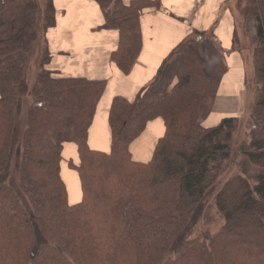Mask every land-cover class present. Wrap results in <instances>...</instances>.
Wrapping results in <instances>:
<instances>
[{
	"label": "trees",
	"instance_id": "1",
	"mask_svg": "<svg viewBox=\"0 0 264 264\" xmlns=\"http://www.w3.org/2000/svg\"><path fill=\"white\" fill-rule=\"evenodd\" d=\"M94 1L99 28L118 32L110 59L128 75L141 50L140 13L159 0ZM236 4L243 31L249 20L255 26L256 88L253 124L232 160L238 116L203 125L220 84L192 48L204 33L180 41L132 100L112 98L110 149L101 152L89 148L87 133L105 81L51 69L53 0L44 11L36 0H0V264H264V0ZM236 35L235 27L233 47ZM174 54L176 82L152 90ZM156 118L165 131L151 159L133 161L129 145ZM66 142L79 159L69 162L82 193L76 204L60 176ZM211 207L224 223L214 235L198 233Z\"/></svg>",
	"mask_w": 264,
	"mask_h": 264
},
{
	"label": "crops",
	"instance_id": "2",
	"mask_svg": "<svg viewBox=\"0 0 264 264\" xmlns=\"http://www.w3.org/2000/svg\"><path fill=\"white\" fill-rule=\"evenodd\" d=\"M71 1H54L57 12L56 26L53 28V35L47 36L51 55L50 67L65 76L105 81L104 91L96 105L87 133V144L91 150L109 152L108 111L112 98L121 95L132 100L142 87L149 85L153 80L171 50L192 31L204 33L205 41H202V38L199 43L192 45V48L201 60L205 73L215 78L216 75L211 74L215 68L221 71L222 76L217 78L220 84L212 111L223 90L222 77L226 84L231 85L236 77L234 74L233 80L232 75L227 77L231 72L230 68L235 67L238 72L243 63L241 58L236 56L240 53L232 44L235 26L230 12L223 8L227 0H196L189 10L181 7L182 0H159L158 7L143 9L139 16L141 50L128 75L121 73L110 59L112 51L117 47L118 32L99 28L103 18L97 3L94 0H82L84 7L80 13L83 17L77 18L75 15L74 19L66 21L65 16L71 10ZM122 1L127 5L132 0ZM75 26L76 29L72 30ZM179 63L180 56L172 55L164 63L152 90H169L176 82ZM228 97L235 100L237 96L231 94ZM233 108L225 105L223 109H218L214 117L210 113L208 118L212 116L207 118L203 125H216L225 116L235 114ZM164 131L165 127L160 118L149 121L141 134L129 145L132 160L148 162ZM69 162L75 165L79 163L77 147L73 142L63 143L60 176L66 186L68 203L76 204L80 202L82 193L77 172L69 166Z\"/></svg>",
	"mask_w": 264,
	"mask_h": 264
},
{
	"label": "rangeland",
	"instance_id": "3",
	"mask_svg": "<svg viewBox=\"0 0 264 264\" xmlns=\"http://www.w3.org/2000/svg\"><path fill=\"white\" fill-rule=\"evenodd\" d=\"M46 1L47 0H36V2L39 4L40 7L39 10H43V11L45 10ZM54 1L55 0H53V2ZM223 8L225 11L230 12L231 17L234 20V26L237 28V35L235 37V41L237 45L234 48L239 51L241 56L238 54H236V56L239 59L241 58V62L243 61V63L238 68V72L236 71L237 69L235 67L230 68L231 72L228 74L227 77L229 78L232 75V80L234 75L236 77L233 83L231 82V85L226 84V81H224L222 77L221 89L223 90L219 94V98L217 99L218 102L211 113L213 114L214 117L216 116L218 109L220 108L223 109L225 105L234 107L232 111H234L235 114L231 111L233 114L229 115V116H238L237 128L232 132V138L234 143V147H233L234 153H232V160H233L236 158L235 151L238 147L237 144L239 145V143L247 137L249 128L253 124L250 116V110H251L250 107L255 96V88H256V84L254 83V74L256 70L255 62H254V48L256 47V42H254V38L252 37L255 31V26L253 20H249L247 22V26L249 23H252L253 29L248 30V28H246L245 30L246 32L243 31L241 25L244 19L239 13L240 9L236 4V0H230L226 5H224ZM226 15L229 16L228 13H226ZM56 20H57V16L55 18V23L51 27L47 28V30L45 31L46 38L48 36L49 30L53 29L56 26ZM202 41H205V37H203ZM39 44L40 41L37 42V45ZM36 55L31 60H29L28 72L31 75V79L33 78L34 60L36 59ZM220 73L221 71L219 69L216 70L215 68L214 72H212L211 74H215L216 75L215 78H220L222 76ZM231 94L237 96L235 100L232 97H228ZM223 103H225V105ZM229 168L230 171L233 172L237 171L236 166H234L232 162L229 163ZM210 215L211 216L209 218L201 219L198 221L197 224V230H199L197 231L198 233L204 230H208L209 233L214 235L223 225L224 223L223 219L216 212L214 207L210 208Z\"/></svg>",
	"mask_w": 264,
	"mask_h": 264
},
{
	"label": "bare ground",
	"instance_id": "4",
	"mask_svg": "<svg viewBox=\"0 0 264 264\" xmlns=\"http://www.w3.org/2000/svg\"><path fill=\"white\" fill-rule=\"evenodd\" d=\"M62 1H71V0H62ZM196 0H182V8L184 10H189L190 6L195 2ZM73 6V7H72ZM82 7H84L83 5V1H76V0H72L71 4H70V8L71 10L68 11V15L65 16V20H72L74 19L75 15H77V18H81L83 17V15L80 13ZM248 30H252L253 29V24L249 23L247 26ZM76 26L72 28V30H75ZM54 30L50 29L49 33L50 35H53ZM211 68H213V65H211ZM216 106V105H215ZM214 106V108H215Z\"/></svg>",
	"mask_w": 264,
	"mask_h": 264
}]
</instances>
